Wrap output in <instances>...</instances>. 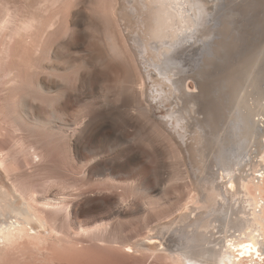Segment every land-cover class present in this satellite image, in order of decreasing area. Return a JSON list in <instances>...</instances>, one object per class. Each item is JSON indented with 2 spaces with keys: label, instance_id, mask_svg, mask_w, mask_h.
<instances>
[{
  "label": "rangeland",
  "instance_id": "rangeland-1",
  "mask_svg": "<svg viewBox=\"0 0 264 264\" xmlns=\"http://www.w3.org/2000/svg\"><path fill=\"white\" fill-rule=\"evenodd\" d=\"M0 1V18H9L10 33L20 29L12 41L7 39L9 55L0 45V179L22 187L32 207L54 227L42 235L30 232L41 239L25 235L2 247L0 264H178L164 250L130 251L119 242L145 236L149 225L181 203L200 202L190 184L173 179L178 169L173 148L152 118L144 116L141 95L123 90L128 85L123 80L140 78L113 1ZM215 14L214 23L209 22L214 34L188 43L177 60L187 73L202 76L216 98L226 95L228 105L244 73L264 74V0H221ZM261 49L263 55L254 58ZM194 89L195 81L188 78L186 90ZM81 116L95 117L88 148L72 135ZM40 120L70 125L61 137ZM241 121L234 120L236 134ZM91 150H98V156L90 159ZM132 154L137 157L129 160ZM115 164L126 167L112 181L105 172L115 170ZM242 257L243 264L252 263ZM258 264H264V256Z\"/></svg>",
  "mask_w": 264,
  "mask_h": 264
},
{
  "label": "bare ground",
  "instance_id": "bare-ground-1",
  "mask_svg": "<svg viewBox=\"0 0 264 264\" xmlns=\"http://www.w3.org/2000/svg\"><path fill=\"white\" fill-rule=\"evenodd\" d=\"M111 1L116 23L127 50L132 53L140 78L139 82L130 78L128 83L123 80L128 84L123 90H133L141 95L144 116L152 118L154 127L173 148L171 151L178 165L173 179L190 184L200 202V206L181 203L162 221L149 225L145 236L119 242L125 243L130 251L139 249L152 253L164 250L178 264H243L242 256L258 264L264 256V74L250 73L251 69L244 73L246 77L232 91L227 105L224 104L227 103L226 95L216 98L209 93L211 89L205 85L202 76L187 73L180 59L177 60L189 48L188 43L194 44L199 38L208 39L214 34L209 25L215 21L211 19L221 0ZM2 17L0 34L4 38L0 45L3 52L0 50L6 56L10 52L7 39L12 41V33L20 29L14 27L15 31L10 33L12 27L7 26L10 20ZM120 49L116 47L114 53L120 55ZM262 52L263 49L255 52L253 57L262 56ZM253 67L258 70V65ZM188 78L195 81L198 91L186 90ZM50 87H56V84L51 83ZM45 91L53 90L47 88ZM94 118L81 116L75 122L78 126L72 128L75 141L84 148L94 140ZM235 119L242 120L239 134L235 132L238 130ZM41 123L48 129L57 130L61 137L66 135L70 125L66 122L55 126L53 121L47 120ZM76 149L74 154L79 159L81 151L79 154ZM98 153V150H91L90 159ZM135 155L137 157L132 154L129 160ZM125 165L115 164V170L105 172V176L117 181L116 171ZM124 181L129 184L132 179L127 176ZM136 188L139 189L137 185ZM28 196L22 187L18 189L10 181L1 180L0 249L25 235L41 239L40 235L30 232L46 234L54 228L32 207Z\"/></svg>",
  "mask_w": 264,
  "mask_h": 264
}]
</instances>
